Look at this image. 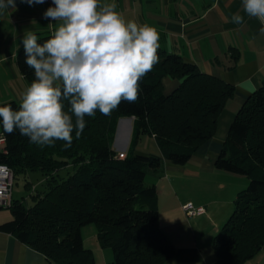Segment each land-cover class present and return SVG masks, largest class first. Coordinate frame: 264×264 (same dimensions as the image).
Wrapping results in <instances>:
<instances>
[{"label": "trees", "instance_id": "obj_1", "mask_svg": "<svg viewBox=\"0 0 264 264\" xmlns=\"http://www.w3.org/2000/svg\"><path fill=\"white\" fill-rule=\"evenodd\" d=\"M51 34H37L38 42ZM157 54L158 62L140 81L138 100L121 102L108 116L99 111L86 116L83 133L78 139L73 133L67 149L64 141L40 147L19 130L8 135L0 126L7 139L0 163L9 165L14 177L29 171L45 176L43 189L32 191L31 203L14 199L12 218L0 223V231L41 252L52 264H96L82 234L83 226L95 223L99 244L114 254L105 264H168L176 248L160 225L158 190L146 176L160 169L164 157L175 164L190 160L215 134L235 86L179 53L159 48ZM17 65L31 83L34 72L24 63L22 46ZM167 78L177 81L169 92ZM6 104L18 109L20 102L0 106ZM127 116L134 117V126L129 151L121 157L113 143L119 119ZM147 136L156 139L162 156L135 151ZM215 165L249 179L213 239L217 264H243L264 246V81L238 109Z\"/></svg>", "mask_w": 264, "mask_h": 264}, {"label": "crops", "instance_id": "obj_2", "mask_svg": "<svg viewBox=\"0 0 264 264\" xmlns=\"http://www.w3.org/2000/svg\"><path fill=\"white\" fill-rule=\"evenodd\" d=\"M114 2L126 20L157 29L159 48L179 53L203 72L235 86L234 95L219 115L215 134L198 147L190 160L175 164L164 157L160 169L150 171L146 176V182L157 187L160 225L176 248L168 264H217L213 239L230 217L239 192L247 186L249 179L218 169L215 161L238 109L264 81V39L257 36L261 24L244 14L242 0ZM48 7L46 4L29 6L17 0L16 10L9 9L0 15V103L21 102L24 89L30 85L18 68L17 52L27 32L36 35L53 33L58 22L42 18ZM236 13L244 16L242 25L230 22ZM164 85L169 92L177 81L167 78ZM124 119L128 123L125 144L120 148L113 145L123 157L129 151L134 117H121L118 125ZM135 151L162 156L156 139L151 136L144 137ZM186 202H192L197 208L203 207L204 212L187 215L183 209ZM36 262L52 264L41 252L14 235L0 231V264ZM243 264H264V246Z\"/></svg>", "mask_w": 264, "mask_h": 264}, {"label": "clouds", "instance_id": "obj_3", "mask_svg": "<svg viewBox=\"0 0 264 264\" xmlns=\"http://www.w3.org/2000/svg\"><path fill=\"white\" fill-rule=\"evenodd\" d=\"M19 2L34 6L46 0ZM51 5L42 18L57 27L42 43L32 31L23 36L24 63L35 79L18 109L0 106V126L8 135L19 130L40 147L64 141L67 149L73 133L77 139L83 133L86 116L97 111L108 116L121 102L138 100L140 81L159 59V33L126 20L114 0H51ZM242 6L260 22L257 36L264 39V0H242ZM9 9H17V0H0V15ZM230 22L242 25L244 16L233 14Z\"/></svg>", "mask_w": 264, "mask_h": 264}, {"label": "rangeland", "instance_id": "obj_4", "mask_svg": "<svg viewBox=\"0 0 264 264\" xmlns=\"http://www.w3.org/2000/svg\"><path fill=\"white\" fill-rule=\"evenodd\" d=\"M120 121V120H119ZM133 125V124H132ZM114 147L120 148L125 144L128 134V123L126 119L121 120L117 126ZM45 176L40 171H29L26 175H17L13 186V197L15 200L27 201L31 203L30 195L32 191L43 189ZM246 187V186H245ZM12 218V211L9 207L0 208V222L3 223ZM84 244L93 249L96 264H105L113 261L114 254L111 248H103L97 239V226L95 223L82 227Z\"/></svg>", "mask_w": 264, "mask_h": 264}, {"label": "built area", "instance_id": "obj_5", "mask_svg": "<svg viewBox=\"0 0 264 264\" xmlns=\"http://www.w3.org/2000/svg\"><path fill=\"white\" fill-rule=\"evenodd\" d=\"M51 5V0H46L44 3ZM7 139L3 133L0 132V150H6ZM119 156L123 157V153H119ZM14 171L13 169L4 163H0V208L10 207L14 203L13 186H14ZM183 209L187 215H195L204 212L203 207H195L192 202H186L183 204Z\"/></svg>", "mask_w": 264, "mask_h": 264}]
</instances>
